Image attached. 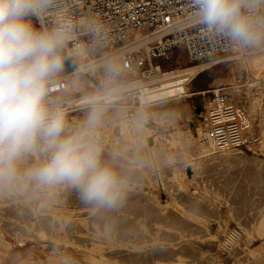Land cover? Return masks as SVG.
Here are the masks:
<instances>
[{
  "label": "rangeland",
  "instance_id": "rangeland-1",
  "mask_svg": "<svg viewBox=\"0 0 264 264\" xmlns=\"http://www.w3.org/2000/svg\"><path fill=\"white\" fill-rule=\"evenodd\" d=\"M233 56L191 63L183 50L175 51L168 61L171 69L201 63L208 68L180 92L143 107L144 119L159 123L160 130H154L158 135L173 129L169 122L176 118L172 115L176 107L192 114L216 98V89H224L226 97L245 109L249 123H241L239 143L209 158L195 157L192 180L183 173L182 154L172 155L178 151L173 142L166 149L160 139L154 151L141 131L123 130L120 139L115 138L114 125L120 119L133 123L124 117L127 109L121 102L63 110L69 125L66 134L80 131L79 125H85L93 111L102 114L94 138L102 147V161L113 163L126 178L125 199L116 208L96 210L82 201L75 187L42 186L24 178L25 170L47 158V150L38 146L20 162L17 183L0 186V255L6 239L14 244L13 258L0 264L17 259L25 264H264V53H258L251 65L252 78L259 80L251 87L241 84L246 71ZM64 65L68 73L72 67ZM78 75L85 87L76 84L58 96L62 102L130 81L118 78L104 86L93 77ZM233 78L239 86H231ZM192 151L185 148L189 155ZM177 174L187 185H180Z\"/></svg>",
  "mask_w": 264,
  "mask_h": 264
},
{
  "label": "clouds",
  "instance_id": "clouds-1",
  "mask_svg": "<svg viewBox=\"0 0 264 264\" xmlns=\"http://www.w3.org/2000/svg\"><path fill=\"white\" fill-rule=\"evenodd\" d=\"M199 21L235 47L264 49V0H194ZM47 0H0V186L20 179V162L39 145L47 158L23 172L42 186L70 185L94 209L122 204L127 180L102 161L94 138L101 113L93 111L82 130L66 134L65 114L49 99L52 79L63 70L60 30H38Z\"/></svg>",
  "mask_w": 264,
  "mask_h": 264
},
{
  "label": "built area",
  "instance_id": "built-area-1",
  "mask_svg": "<svg viewBox=\"0 0 264 264\" xmlns=\"http://www.w3.org/2000/svg\"><path fill=\"white\" fill-rule=\"evenodd\" d=\"M196 13L194 0H47L43 11L30 19L38 30L64 33L61 54L72 67L52 79L49 99L75 88L72 72L93 77L104 86L130 78V82L142 81L152 87L161 74L171 70L168 61L175 51L183 50L194 63L246 50L209 30ZM69 38L70 45L81 48L86 56V70L79 68L76 56L68 54ZM142 89L127 91L117 102L133 109ZM224 132L225 126L217 125L205 138L215 142Z\"/></svg>",
  "mask_w": 264,
  "mask_h": 264
},
{
  "label": "bare ground",
  "instance_id": "bare-ground-1",
  "mask_svg": "<svg viewBox=\"0 0 264 264\" xmlns=\"http://www.w3.org/2000/svg\"><path fill=\"white\" fill-rule=\"evenodd\" d=\"M71 42H72V39H70V38L66 41V47L68 48V54L70 56H76L79 60L78 61L79 66H80L79 68L86 70L87 69L85 67V65L87 63L86 56H82L83 52H82L81 48L72 47L70 45ZM262 52L264 53V49H251V50L249 49V51L245 50L244 52L240 51V52L234 53L233 60L236 61L238 63V65H240L246 71V77H245L244 81L241 83L242 85L247 86V87H251L254 83H256V81H259L258 78H252V76H251V65H252L253 61L257 58L258 53L262 54ZM260 56H262V55H260ZM259 61H261V60H259ZM207 68H208V65L205 63L193 65L192 67H184V68L178 67L176 69H171L170 71H168L164 74H161L159 76V78L155 81V85L152 87H150V86L147 87V85H149V84H145L142 81H139V82L128 81L126 83H117L110 88L101 89L98 92L93 90L90 93H87V94H84V95H81L78 97H74V96L69 97L68 99L64 100L63 102L60 99H58V96H57V98L52 99V102L54 104H58L60 107L63 106V108H61L62 110H65L72 105H80V104L85 105L82 107L84 109V107L86 108V107L97 106L96 104L100 101H103L105 103H111L114 100L118 101V100H120L126 96L127 91L142 87L143 88L142 90L144 91V93H143V95L140 96L139 99H137L136 101L133 102L134 111H132L131 113H127L126 110L124 111V117L128 118L130 120H133V123L128 124L127 121L120 119L118 121L119 125H116V126L114 125V129H115V127H117L116 128L117 130H115V133H114L115 138H117V140L120 139V137L122 136L123 130H126L127 132H130V133H135L137 131H139V132L141 131L140 134H141L142 138H144L147 141L150 148L154 149V151L157 149L156 145L160 141V139L162 140L161 143H163V145H164L163 147H165V148L171 142H173L174 147L178 148L177 149L178 151H176V152L171 151V153L173 156L176 154L180 155V153L182 154L181 156L185 160V165L182 166L183 167V173H185L186 180H192L193 177L195 176L196 170H197V162H196L195 157L209 158V157H212L216 154H219L221 152L229 150V149L233 148L237 143H239V141L242 138L241 123H244V124L249 123V121H247V112L245 111V109L239 107L240 105H238L237 101L234 98L226 97V94L221 92L224 89H216L215 90V93L217 94L216 98L213 99L212 101L205 102V104L202 108L193 110L192 114H189L187 109H185L183 106L176 107V109L172 113V115H174V116L176 114V118L173 119L171 122H169L170 126L173 127V129L170 130V133L168 135H166V133L158 135V133L154 132V130L156 128L158 130H160L158 127L159 123L157 124V121L156 122L152 121L151 124L146 123L148 119H144L145 118L144 113L146 110L143 107L145 106V104H150L151 102H154V101L159 100L161 98L171 96L174 93L180 92L182 89H184L188 86L189 82L192 80V78L199 71H203ZM258 68H260V67H258ZM63 71H64V66H63V70L61 72H63ZM262 72H263V70H262ZM69 74L72 75L74 78H76V81H73L74 80L73 77L71 80V82L74 85L77 84V86H80L82 88L85 87V83L83 81L79 80L80 75H78L77 73H74V72L69 73ZM231 86L232 87L239 86L238 80L233 78ZM202 93H206V92H202ZM63 94H65V93H63ZM61 95L62 94H60L59 96H61ZM239 96H241V95H239ZM148 106H150V105H148ZM78 121H80V120H78ZM104 121H105V119H104ZM100 122H103V120L101 119ZM66 123H67V121H66ZM217 125L225 126L224 135L220 136L215 142H210L205 138V135L208 132V130L214 128ZM79 126H80V130H82L84 127V124H80ZM140 127H141V129H140ZM68 130H69V125L67 124L66 132ZM100 134H101V132H100ZM138 135L139 134H137V136ZM137 136H135V137H137ZM132 139H134V138H132ZM170 140H172V141H170ZM120 142H121V140H120ZM39 146L43 147L42 144ZM187 146L192 148L193 155H189V154L185 153V148ZM154 154H156V152H154ZM188 166H191L192 170H193V175L191 178H189L187 176V173H186V169ZM177 168L179 169V167H177ZM176 178L180 182V185L182 187H184V185L186 183L183 181V179H181V176H179V174H177ZM226 239L228 240L229 238H226ZM224 241H226V240H224ZM13 249H14V244L12 243L11 239H8V240L6 239V245L1 251L0 262L5 260L7 257L13 258L12 257V255H13L12 250ZM27 261H28V259H27ZM25 262L26 261H24V260L17 259L16 261L14 260L13 263L6 262L5 264H25Z\"/></svg>",
  "mask_w": 264,
  "mask_h": 264
},
{
  "label": "water",
  "instance_id": "water-1",
  "mask_svg": "<svg viewBox=\"0 0 264 264\" xmlns=\"http://www.w3.org/2000/svg\"><path fill=\"white\" fill-rule=\"evenodd\" d=\"M62 56L65 57V54L62 53ZM64 62L66 63V65L70 66V62H69L68 59H64ZM132 111H134V109H127V110H126L127 113H131ZM146 123L151 124V123H152V120H147ZM186 173H187V176H188L189 178L192 177L193 170H192V167H191V166H188V167H187V169H186Z\"/></svg>",
  "mask_w": 264,
  "mask_h": 264
},
{
  "label": "crops",
  "instance_id": "crops-1",
  "mask_svg": "<svg viewBox=\"0 0 264 264\" xmlns=\"http://www.w3.org/2000/svg\"><path fill=\"white\" fill-rule=\"evenodd\" d=\"M199 72H201V71H199ZM199 72H198V73H199ZM198 73H197V74H198ZM197 74H196V75H197ZM196 75H195V76H196ZM195 76H194V77H195Z\"/></svg>",
  "mask_w": 264,
  "mask_h": 264
}]
</instances>
